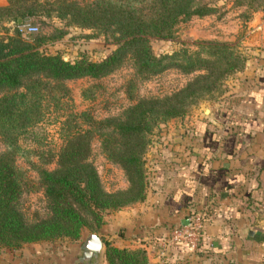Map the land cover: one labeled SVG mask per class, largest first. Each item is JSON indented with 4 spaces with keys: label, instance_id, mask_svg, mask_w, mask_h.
<instances>
[{
    "label": "trees",
    "instance_id": "trees-1",
    "mask_svg": "<svg viewBox=\"0 0 264 264\" xmlns=\"http://www.w3.org/2000/svg\"><path fill=\"white\" fill-rule=\"evenodd\" d=\"M6 1L0 5V26L1 20L9 19L13 28L12 34L0 38V91L4 90L0 93V140L4 145L0 151V248L59 236L77 238L88 218L98 226L101 212L144 197L141 157L147 134L157 123L183 115L190 105L217 88L224 74L243 65L245 56L230 45L210 42L191 52L182 47L157 55L152 52L150 36L169 37L178 21L214 10V6L198 0H144L143 5H136L137 0H89L80 4L52 0L46 1V7L38 0ZM50 7L69 24L110 32L113 49L98 60L82 54L70 60L39 49L42 36L34 37L33 42L23 40L17 31V19L23 22L30 15H49ZM125 57L145 76L168 67L199 72L171 94L138 99L121 117L95 120L87 115V126L82 128L63 127L66 119L45 108L43 97L48 83L65 94L68 88L63 80L102 76ZM56 123L54 132L59 142L44 146V139L50 142L47 126ZM93 134L100 137L105 155L124 170L127 188L114 192L103 189L94 165L86 160ZM15 155L29 165L34 164L33 157L54 162L49 169L35 167L46 196L47 214L32 222L25 220L17 207L23 170L13 163ZM103 255L102 264H147L141 247L106 241ZM169 262L168 257L166 264Z\"/></svg>",
    "mask_w": 264,
    "mask_h": 264
},
{
    "label": "rangeland",
    "instance_id": "rangeland-1",
    "mask_svg": "<svg viewBox=\"0 0 264 264\" xmlns=\"http://www.w3.org/2000/svg\"><path fill=\"white\" fill-rule=\"evenodd\" d=\"M38 1L44 2L45 6L46 1L52 0ZM71 1L80 4L89 0ZM137 1L136 5L145 3L144 0ZM198 1L214 6V10L202 15H189L178 21L169 37L150 36L149 45L152 52L157 55L180 47L191 52L200 50V44L210 42L230 45L245 58L241 67L224 74L217 88L209 91L196 104L190 105L183 115L157 123V126H154L147 134L148 141L141 157L145 188L149 178H155L156 168L161 163L160 161L164 160L163 154L169 151L171 144H174L172 141L175 136L178 138L181 135L182 137L184 130L192 128L194 119H201L207 113V109L234 103L240 99L264 73V0ZM6 3L7 1L4 0L0 5ZM50 9L49 15L34 14L20 22L36 26L34 32L20 35L23 40L33 42L34 37L42 36L44 40L38 45L39 49L51 53L56 52L63 59L70 60L74 59L77 54H82L91 60H98L113 49L114 40L110 32L69 24L65 18L56 14L55 9L52 7ZM1 22L0 38L12 34V21L5 19ZM198 72H182L175 67H168L145 76L135 69L129 57H125L111 71L102 76H81L63 80L62 82L68 88L65 94H62L56 86L50 88V83H48L43 97L44 105L48 112H52V115H61L58 118H62L63 121L66 119L63 127L74 125L82 128L87 126L88 116L95 120L110 116L121 117L124 110L138 99L161 98L171 94L183 87ZM3 91L1 90L0 93ZM56 125L58 126V123L47 126L50 142L47 143L44 139L42 141L44 146L59 142L58 135L54 132ZM37 145H41V142ZM3 148L4 145L0 140V151ZM32 160L34 164L29 165L16 155L13 158L15 166L23 170L22 190L17 199V207L24 219L29 222L47 214L46 196L35 167L44 166L49 169L54 166V162H48L45 159L44 162L36 157ZM86 160L94 165L104 190L114 192L127 188L129 182L124 170L105 155L100 137L96 134L89 138ZM127 205L129 204L101 212L102 220L98 226L88 218V221L80 227L77 238L59 236L50 240L43 239L25 243L27 247H24L22 252L27 255L26 250L30 249L31 245L47 252L63 250L67 255H73L76 262L77 255L80 254L79 244L89 232L100 233L103 244L101 250L104 251V242H111L105 234L103 235L104 215ZM4 248L6 247L0 248V254L3 250L0 264H13L14 260L17 261L23 255L15 257L14 250L18 247L11 248V251L9 248V251L6 249L4 251ZM75 262L72 259V262L67 264H75ZM254 264H264V253L261 261Z\"/></svg>",
    "mask_w": 264,
    "mask_h": 264
},
{
    "label": "crops",
    "instance_id": "crops-1",
    "mask_svg": "<svg viewBox=\"0 0 264 264\" xmlns=\"http://www.w3.org/2000/svg\"><path fill=\"white\" fill-rule=\"evenodd\" d=\"M206 112L182 137L175 136L144 197L104 215L103 235L110 243L143 248L147 264H160L150 251L152 239L183 223L190 210L203 213L202 246L191 251L171 245L169 264H254L263 257L264 73L240 99ZM24 247L14 250L15 257L23 255L13 264L75 262L63 250L31 245L25 255ZM102 252L84 260L78 254L75 264H102ZM2 256L3 250L0 261Z\"/></svg>",
    "mask_w": 264,
    "mask_h": 264
},
{
    "label": "built area",
    "instance_id": "built-area-1",
    "mask_svg": "<svg viewBox=\"0 0 264 264\" xmlns=\"http://www.w3.org/2000/svg\"><path fill=\"white\" fill-rule=\"evenodd\" d=\"M36 30L35 25L28 23L17 24V31L21 35L32 33ZM186 222L170 226L163 235L154 237L149 245L150 251L155 253L160 264H166L169 248L174 244H184L189 250L197 251L202 246L203 213L190 210L185 216Z\"/></svg>",
    "mask_w": 264,
    "mask_h": 264
},
{
    "label": "water",
    "instance_id": "water-1",
    "mask_svg": "<svg viewBox=\"0 0 264 264\" xmlns=\"http://www.w3.org/2000/svg\"><path fill=\"white\" fill-rule=\"evenodd\" d=\"M20 18L17 19V23H20ZM186 222V220L184 221ZM102 241L100 237L95 232H90L86 234L82 242L79 244L80 249V259L84 260L92 256L93 259H96L98 252L102 248Z\"/></svg>",
    "mask_w": 264,
    "mask_h": 264
},
{
    "label": "flooded vegetation",
    "instance_id": "flooded-vegetation-1",
    "mask_svg": "<svg viewBox=\"0 0 264 264\" xmlns=\"http://www.w3.org/2000/svg\"><path fill=\"white\" fill-rule=\"evenodd\" d=\"M91 258H92V256L88 257V259H91Z\"/></svg>",
    "mask_w": 264,
    "mask_h": 264
}]
</instances>
